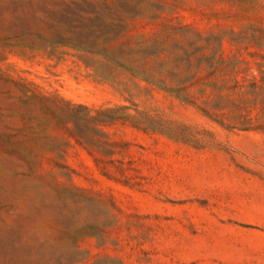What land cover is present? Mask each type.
<instances>
[{
    "label": "rangeland",
    "instance_id": "1",
    "mask_svg": "<svg viewBox=\"0 0 264 264\" xmlns=\"http://www.w3.org/2000/svg\"><path fill=\"white\" fill-rule=\"evenodd\" d=\"M258 126L264 0H0V264H264Z\"/></svg>",
    "mask_w": 264,
    "mask_h": 264
},
{
    "label": "trees",
    "instance_id": "2",
    "mask_svg": "<svg viewBox=\"0 0 264 264\" xmlns=\"http://www.w3.org/2000/svg\"><path fill=\"white\" fill-rule=\"evenodd\" d=\"M103 50L104 49L102 50L96 49V51L100 52L103 56L108 57L109 55H107L106 51ZM113 60L117 63L120 62V64H122L129 70H133L131 69L132 68L131 65L119 59L113 58ZM175 94L176 95L178 94V96L182 97V95H179L180 93H175ZM219 95L223 96V94L221 93ZM127 109L128 107L126 105L105 106V107L100 106L97 108H92L82 103H73L69 101L66 110L73 123L75 125H79L80 122H83L86 125L96 127L97 133H95L93 137H89L87 139V137L81 134V132L83 133L81 129L80 130L67 129V132L69 133L70 136L75 138L78 143L86 147L92 146L93 149H98L101 151V149H103L104 146L110 144V140L108 139L106 133L102 129L103 125L114 123L116 121H122V122L127 121L132 125L139 126L142 128L161 130L158 129L157 127H154L152 116L150 114L145 113L141 117L136 118L133 114H131V112L127 111ZM219 122L221 124H224L223 121H219ZM258 127L264 128V126H258ZM162 132H166L165 129H162Z\"/></svg>",
    "mask_w": 264,
    "mask_h": 264
}]
</instances>
